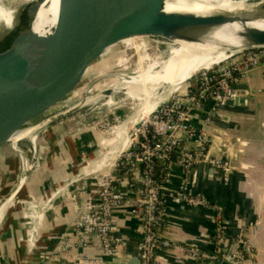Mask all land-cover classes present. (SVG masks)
Here are the masks:
<instances>
[{
  "label": "crops",
  "instance_id": "0c3cea01",
  "mask_svg": "<svg viewBox=\"0 0 264 264\" xmlns=\"http://www.w3.org/2000/svg\"><path fill=\"white\" fill-rule=\"evenodd\" d=\"M263 71V68L249 70L234 84L236 103L226 105L212 114L214 124L211 128L210 149L212 154L231 160L233 171L228 179L207 165L186 171L173 160L168 168L165 192L176 191L187 185L191 192L202 193L223 207L227 238L219 247L218 257L203 264H230L226 255L240 248L237 242L238 225L251 222L257 224L246 233L251 249L246 253L245 264H264ZM186 91L187 87H183L180 92ZM211 106L212 103L208 102L199 109L193 122L200 124ZM95 117L101 120L105 118L100 115ZM71 122L61 120L56 123L54 130L49 131L50 145L42 162H39L14 198L15 201L4 212L0 221V264H43L66 232L72 229L84 205L85 194H78L76 203L71 199L75 186L83 182L79 178L81 171L85 166H97L98 171L112 169L127 145L128 131L135 121L129 118L109 132L89 125L74 130ZM103 161L105 164H102ZM10 169L0 178L3 193L14 180L9 179L6 185H1L9 177ZM95 190L92 175L87 191L92 193ZM117 214L118 233L124 240L121 256L125 259L138 257L143 238L140 224L130 213L128 205L119 209ZM160 231L162 239L171 245L158 249V264H197V259L183 249L188 245H195L206 253L217 250L214 212L209 208L168 201L166 221ZM69 236L74 237V233ZM73 252L78 255L91 254L107 261L110 259L96 246L88 249L77 247Z\"/></svg>",
  "mask_w": 264,
  "mask_h": 264
},
{
  "label": "built area",
  "instance_id": "2783aa9c",
  "mask_svg": "<svg viewBox=\"0 0 264 264\" xmlns=\"http://www.w3.org/2000/svg\"><path fill=\"white\" fill-rule=\"evenodd\" d=\"M231 56L190 78L185 93H172L149 114L137 118L129 131L127 145L112 169L100 170L88 176H84L83 170L81 171L79 178L83 182L75 186L71 199L76 203L77 195L85 194L84 205L72 229L66 232L43 264H110L102 257L78 255L73 251L77 247L88 249L96 246L108 256H121L124 240L118 233L117 211L126 205L130 207V213L138 220L143 231L138 255L140 264H158V249L171 245L162 239L160 231L166 221L168 201L178 205L206 207L214 212L217 250L206 253L195 245H188L183 249L197 259V264L218 257L219 247L227 238L223 207L210 201L202 193L191 192L187 185L170 192H165L164 186L173 160L186 171L207 165L222 173L225 179L232 173L230 159L211 153V128L214 124L212 114L237 97L234 84L249 70L264 69V48L247 49L237 52L235 57ZM208 102L212 103L210 110L200 124H195V113ZM82 126L78 125L73 129L80 130ZM100 126L103 127L102 124ZM113 129L114 126L107 124L103 130L109 132ZM41 159H37L36 165H32V171H35ZM92 175L96 190L88 193ZM25 177L27 176L23 175L20 183ZM256 224L251 222L248 225H238L237 242L240 248L226 255L230 264H245L246 253L251 249L246 233ZM72 233L74 237L69 236Z\"/></svg>",
  "mask_w": 264,
  "mask_h": 264
},
{
  "label": "water",
  "instance_id": "95a60500",
  "mask_svg": "<svg viewBox=\"0 0 264 264\" xmlns=\"http://www.w3.org/2000/svg\"><path fill=\"white\" fill-rule=\"evenodd\" d=\"M243 1V5L232 9L174 22L165 21L166 0H59L57 21L49 33L52 34L49 38H58L65 31L72 30L75 26L79 27L78 23L81 22L79 17H84L81 14L77 17L81 9H88L98 3L101 10L90 29L81 30L68 38L60 37V41L56 43H45L44 47L32 50L31 44L44 35L34 29L39 13L42 9H49L53 0H0V7L12 11L10 24L0 20V146L6 142L1 136L7 129L14 102L25 94L60 84L78 67L88 64L101 66L113 58L123 59L129 53L138 58L152 57L148 52L152 46L163 49L167 58L170 49L178 45L176 40L202 45L211 44L215 46V51L228 48L227 51L234 53L264 48V29L249 25L264 19V0ZM155 9L157 12H153L155 14L152 15L155 19L153 22L155 32L148 38L135 37L133 35L135 28L147 24L150 18L145 19V14ZM236 23L241 27L235 28ZM224 28H227V32L238 41V45L226 46L215 39L209 41L210 33ZM46 37L48 36L45 33ZM110 89L103 88L85 97L78 104L71 106L66 115L84 106L86 100L90 98L97 99L108 95L111 93ZM236 101L237 98L229 101L227 105H232ZM66 115L50 119L35 133L34 138L39 139L53 122ZM25 152L21 153L22 161ZM17 160V157L2 160L0 178ZM97 171V167L85 166L83 175L88 176ZM27 180V177L23 179L11 199L16 197ZM108 262L140 264V259L139 257L125 259L116 254L110 256Z\"/></svg>",
  "mask_w": 264,
  "mask_h": 264
},
{
  "label": "bare ground",
  "instance_id": "6f19581e",
  "mask_svg": "<svg viewBox=\"0 0 264 264\" xmlns=\"http://www.w3.org/2000/svg\"><path fill=\"white\" fill-rule=\"evenodd\" d=\"M58 4L59 0H53V3L49 9H42L39 13V17L37 19V23L34 26V29L35 31H39L44 35L41 36L39 40L31 44L32 50H34L35 48H42L41 46L45 45V43H56L60 41V37L68 38L81 30L90 29L101 10V6H99L98 3L90 6L88 9H81L78 12L77 17L80 14L84 17H79V19L81 20V22L78 23L79 27L75 26L72 30L65 31L58 38H49L52 35H50L49 33L51 32L52 27L55 26L57 21ZM243 4V0H166L165 10L167 11V13L165 15V21L173 20L174 22H177L187 18H191L192 16L205 15L219 10L232 9L235 6H241ZM156 10L157 9L151 10L149 14H145V19L150 18V20L147 22V24L135 28L133 33L135 37L148 38L153 32H155V27L153 25L155 19L152 15L157 12ZM153 12L155 13L153 14ZM11 15V10L0 7L1 21H5L10 24ZM249 25H254L257 28L264 29V19H261L258 23H249ZM234 27L238 29L241 26L236 23L234 24ZM45 33L46 36H48L46 38ZM208 39L209 41L215 39L216 41H219L226 46L238 45V41L233 38L232 34L227 32V28L221 30L219 29L215 32L210 33ZM175 42L178 43V45L170 49L168 57L165 59L142 56L139 59L132 60L133 62L127 60L121 61L122 63H130L129 66L135 68L136 74L130 76L129 78L120 77L121 75L119 76L120 79L118 83L115 86L110 87L111 93L106 95L109 98L107 104L115 103V101L113 100L114 94L123 93L125 95L124 99L130 100L132 102L140 101V105L147 103L148 107L144 113V116H146L153 109H155V107L161 101L165 100L169 95L179 90L182 85L190 78H192L195 74H197L201 70L211 68L214 64L218 63L221 60L223 61L227 59L234 53L232 51H227L228 48L215 51V46L211 44L202 45L199 43H188L182 40H176ZM118 74L116 76H118ZM51 86H47L42 90L21 96L14 102L12 106V112L7 123V129L6 131H4L1 138H5L6 142L11 138L15 140L14 147L18 149L19 157L21 160V153L23 151H21L18 147L19 141H21L22 139H27L32 143L33 146H35L38 139H35L34 135L39 130V127L45 125V123L50 119L66 115L67 112L70 111V109H68L65 112L59 113L46 119L39 125L35 126L37 127L36 129H32V127H30L16 131L19 126L25 123V117L29 113L30 108H32L44 95L47 94ZM160 88H163L164 90L159 96H156L155 93ZM4 144H1L0 148ZM102 164H105L104 161ZM12 203L13 199L11 198L5 201L4 204L2 203L3 205L0 206V221L4 215V212Z\"/></svg>",
  "mask_w": 264,
  "mask_h": 264
},
{
  "label": "rangeland",
  "instance_id": "374dc122",
  "mask_svg": "<svg viewBox=\"0 0 264 264\" xmlns=\"http://www.w3.org/2000/svg\"><path fill=\"white\" fill-rule=\"evenodd\" d=\"M148 52L151 54L152 58L165 59L167 56L163 52V49L155 48L153 46L149 48ZM236 53L237 52L233 53L231 57H235ZM136 59H139L138 56L129 53L128 56H125L123 59L117 60L113 58L101 66L98 64H88L72 70L71 75L67 79L60 82V84L52 85L47 94L30 108L29 113L25 117V123L19 126L16 131L30 127L36 129L37 127L35 126L52 116L67 111L71 106L78 104L85 97L91 96L103 88L115 86L120 77L129 78L130 76L135 75V68L129 66L130 63H122L121 61H132ZM117 74L118 76H116ZM186 85L187 81L176 92L181 91L183 87H187ZM163 90V88L158 89L155 95L159 96ZM124 98L125 95L123 93L114 94V104H107L109 98L106 95L97 99L90 98L86 100V104L78 110L53 122L50 128L39 137L35 146L31 144L28 148L31 142L27 139H22L19 141L18 147L23 152L26 150L23 162L22 160H19V151L14 147L15 140L13 138L8 140L0 148V163L7 157H17L18 160L11 167L9 177H7L1 184L6 185V183L9 182V179L12 180L14 178L13 183L6 188L5 193H3V188L0 189V194L3 195V197L0 198V206L15 192L23 175L27 176V179L31 177L33 173L31 170L33 168L32 165H36L37 159L44 157L45 151L49 149L50 143L48 133L50 130L52 131L55 129L57 122L64 119L67 122L72 121L71 124H74V127L78 125L98 126L97 124H99L98 128L103 130L104 126L107 127V124L113 127L117 124L124 123L129 118H131L132 121H136L137 118L144 115L148 107L147 103L140 105V101L132 102ZM97 115L104 116L105 118L101 121L99 117H95ZM78 121L80 122L79 124H77ZM94 121H96V123ZM101 124L103 127L100 126ZM40 128L41 127H39V129ZM24 167L25 171H23ZM24 172L25 174H23ZM13 201H15V199H13Z\"/></svg>",
  "mask_w": 264,
  "mask_h": 264
}]
</instances>
